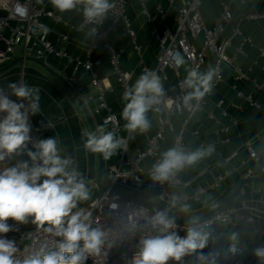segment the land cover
<instances>
[{
    "label": "crops",
    "instance_id": "crops-1",
    "mask_svg": "<svg viewBox=\"0 0 264 264\" xmlns=\"http://www.w3.org/2000/svg\"><path fill=\"white\" fill-rule=\"evenodd\" d=\"M229 1L203 0L201 12L208 28L213 27L222 12V3ZM182 5L181 0H133L126 15L135 32V43L132 37L122 35L120 31L108 34L106 43L120 53V68L131 75L129 84L134 83L145 68L155 70L162 48L156 35L162 36L166 28L176 31L175 18ZM157 7L163 10L162 16L157 13ZM46 8L59 13L50 2ZM231 12L233 20L225 25L220 40L231 37L236 29L239 30V35H235L227 55L234 66L247 74L248 79H235L232 69L224 66L222 81L213 86L205 107L196 111L186 129H183L187 118L186 107L196 100L190 101L182 113L171 115L168 110L172 106L170 96L177 91L178 78L174 71L166 70L167 79L162 82L161 102L147 114L151 127L146 134L139 131L128 133L124 130L123 125L126 122L120 119V113L125 89L111 64L104 42H99L91 50L90 46L96 38L88 30L79 29L83 21L81 13L64 12L61 22L42 20L50 29L49 40L70 56L63 59L49 56V66L63 78L74 77L73 87L98 128L109 115V111H96L99 106L98 91L92 85L91 74L83 67L75 71L78 60L81 63L88 60L94 63L93 71L107 88L104 97L110 113L119 119L120 128L116 134L128 140L127 148L131 155L137 148L146 149L147 137L160 130L159 118H167L171 123L159 144L158 152L161 157L172 148L193 152L212 146L214 150L211 154L176 171L175 182L168 188L169 199L164 206L176 217L188 222L192 218L198 221L207 217L221 207L240 183L248 178L249 170L253 171L256 178H264L261 170L264 167V0L234 1L231 3ZM252 16L257 18L252 19ZM110 22L107 17L103 27L107 28ZM21 28L25 29V26L21 25ZM190 42L198 51L202 47L203 38L199 37L194 41L190 37ZM21 57L23 55L17 53L15 60ZM216 64V56L209 55L201 72L215 68ZM186 72L187 67L181 70V76L184 77ZM11 82H24L40 89L41 113L31 117L33 125L41 129L40 139L57 138L61 154L71 158L72 167L81 174L90 198L97 195L99 190L92 189V185H96L99 158L98 154H93L84 147L86 138L82 137V133L90 128L72 93L58 79L33 62L20 63L0 75V88L7 89ZM248 96L254 99L259 109L247 101ZM210 113L214 114L213 119L210 118ZM109 130L113 129L109 127ZM195 133H198V137ZM179 136L182 137L181 146L177 144ZM248 147L257 153V161L249 159ZM121 150L122 148L118 149L106 160L105 170L108 165L117 163ZM154 164L152 159L144 160L141 163L142 173L137 176L138 186L122 188L118 192L139 200L157 202L159 181H154L149 172ZM123 168L127 169L126 166ZM106 179L105 171L104 183ZM173 197L176 198L175 203ZM184 205L189 206L187 211L183 209ZM231 206L254 216L264 226V183L245 186Z\"/></svg>",
    "mask_w": 264,
    "mask_h": 264
},
{
    "label": "clouds",
    "instance_id": "clouds-1",
    "mask_svg": "<svg viewBox=\"0 0 264 264\" xmlns=\"http://www.w3.org/2000/svg\"><path fill=\"white\" fill-rule=\"evenodd\" d=\"M59 12L79 11L87 24L102 22L115 7L112 0H50ZM22 16L26 11L19 10ZM177 66L185 63L184 58L174 57ZM217 69L206 71L192 69L183 79L182 86L189 90L183 96L185 106L190 101H199L212 92ZM163 85L155 70L145 69L122 93L123 108L120 119L128 133L146 132L151 124L149 111L160 104ZM15 97L16 99H12ZM40 89L24 82H11L7 89L0 88V264H86L90 255H99L106 243V233L92 226L91 212L80 205L89 200L90 193L81 174L72 167L70 157L63 156L55 137L34 139L31 135V117L41 113ZM119 126L116 115H109L95 130H85L84 147L93 154L110 159L123 147V137L118 136L109 125ZM31 145V147H29ZM214 149H197L185 152L172 148L163 153L153 165L151 178L167 181L176 171L195 164L211 154ZM26 156L27 159L14 157ZM173 197V203H175ZM116 207L115 204L112 205ZM188 205L183 209L187 211ZM12 221L13 223H9ZM29 221L55 237V245L49 249L46 243L24 256L16 257L18 248L8 233L19 231L15 225ZM148 223L159 235L140 241L138 253L132 264H167L169 259L180 261L188 253L203 249L208 236L192 218L186 237L177 232L176 221L167 210L157 211ZM47 225V227H45ZM234 250V249H233ZM255 256L264 264V246L255 249Z\"/></svg>",
    "mask_w": 264,
    "mask_h": 264
},
{
    "label": "built area",
    "instance_id": "built-area-1",
    "mask_svg": "<svg viewBox=\"0 0 264 264\" xmlns=\"http://www.w3.org/2000/svg\"><path fill=\"white\" fill-rule=\"evenodd\" d=\"M132 1L112 0L115 7L107 15L111 20L107 28L103 27L107 17L95 25L87 24L83 20L79 26L80 30L86 29L96 38V41L90 46L91 50L97 47L99 42H104L111 58V64L119 75L124 89L130 85L131 75L121 70V55L106 43V38L109 33L120 31L122 35L132 37L133 43H135V32L132 30L130 21L126 15L128 6ZM181 1L183 3L182 8L175 18L177 23L176 31L173 32L169 28H166L162 36L156 35V39L160 40L162 47L157 59L156 73L160 76L161 82L166 81L167 75L165 72L168 69L174 71L178 78L177 91L170 96L172 106L168 110L171 115L182 113L185 110L183 96L186 94L187 89L182 86L181 82L187 72L192 69L202 71L207 57L211 54L217 58V64L214 68L217 69V75L214 77L213 86L222 81L224 66L232 69L235 79H248L247 74L243 73L239 67L234 66L232 60L227 55V50L232 47V41L235 35H239V30L236 29L231 37L220 40L225 25L231 23L233 20L231 3L237 0L222 3V12L215 20L212 28H208L201 12L203 0ZM49 2L50 0H0V67L14 61L17 53H21L25 58L34 57L41 59L45 56L47 58L49 56H55L60 59L70 58L68 53L59 49L49 40L50 29L42 22L43 19H52L57 22L62 21L61 12L58 11L59 13H56L55 11L47 10L46 6ZM18 9L26 11V15L22 16ZM156 10L159 15L162 16L164 14L160 7H157ZM256 18L257 16H252V19ZM21 25H24L25 29H22ZM190 37L194 41L199 39V37L203 38L200 50L197 51L194 48V45L190 42ZM177 55L184 58L185 63L183 65H176L174 57ZM77 64L75 71H78L81 67L85 68L91 74L92 85L98 91L99 106L96 107V111L100 113L101 110H106L109 111V115H112L104 97L107 88L93 71L94 63L90 60L81 63L78 60ZM185 67H187V72L182 77L180 73ZM65 79L72 84L75 80L73 76ZM210 95L211 92L206 94L203 99L186 107L187 118L183 123V129H186L193 114L205 107ZM12 99L15 100L16 98L12 97ZM246 99L250 104L256 105L258 109L260 108L251 96H248ZM107 117L103 119V122ZM210 118H214L213 113H210ZM31 124V135L34 139H40L41 129L33 125L32 119ZM159 124L160 130L155 135L147 137V147L145 150L137 148L131 155L127 148L128 140L123 139V147L119 160L115 164L108 165L105 170L107 178L104 183L105 187H108L110 190L119 191L122 188H136L138 186L137 176L142 173L141 163L146 159H152L156 163L162 158L158 152L159 144L164 139L166 129L171 127V123L167 118H159ZM119 126L109 125L116 133L119 131ZM143 133L146 134V132ZM195 135L198 137V133H195ZM177 144L180 146L183 144L181 136L178 137ZM248 150L250 153L249 159L257 161V153L250 147H248ZM14 159L15 157L10 163H13ZM4 166H10V164L7 162L0 164V167ZM124 166L127 167L126 170H124ZM152 169L153 167L149 172H152ZM261 170L264 172V167ZM247 176L248 178L257 177L252 170L248 171ZM174 182L175 174L167 181H159L158 203L164 205L168 202V188ZM92 189H98L97 185L93 184ZM113 204L116 205L115 208L112 207ZM80 207H83L86 212H91L92 226L98 227L106 233V243L102 246L100 254L88 256L86 261L88 264H132L133 257L139 251L140 241L160 234L157 229H153L148 223L149 219L159 210L129 202L122 199L116 193L112 194L110 191H107L99 196H91ZM9 223L13 222L9 221ZM215 223H236L243 229L264 240V226L262 222L252 215L243 213L234 206L227 208L213 220L197 227L204 232L205 229ZM13 227L14 229L18 227L19 231L14 230L7 235L8 238L14 239L16 242L18 248L16 253L17 258L22 259L27 254L38 249L42 243H46L49 249L55 245V237L30 221L23 225L13 224ZM171 231L177 232L183 238L186 237L187 228L176 224V227L171 229ZM188 257L189 253L183 256L180 261L169 259L167 264H186Z\"/></svg>",
    "mask_w": 264,
    "mask_h": 264
},
{
    "label": "trees",
    "instance_id": "trees-1",
    "mask_svg": "<svg viewBox=\"0 0 264 264\" xmlns=\"http://www.w3.org/2000/svg\"><path fill=\"white\" fill-rule=\"evenodd\" d=\"M17 159L27 157H15L13 164ZM203 233L208 236L205 247L189 253L186 264H260L254 253L256 248L264 246V240L240 225L215 223Z\"/></svg>",
    "mask_w": 264,
    "mask_h": 264
},
{
    "label": "water",
    "instance_id": "water-1",
    "mask_svg": "<svg viewBox=\"0 0 264 264\" xmlns=\"http://www.w3.org/2000/svg\"><path fill=\"white\" fill-rule=\"evenodd\" d=\"M47 60L48 59L46 56L41 58V59L34 58V57H27V58L21 57L19 59L12 61L10 64H8L6 66L0 67V75L7 73L8 71L13 69L15 66H17L20 63L33 62V63L38 64L45 71H47L50 75H52L53 77L58 79L72 93L73 97L76 99V101H77V103H78V105H79V107H80V109L84 115L86 122L88 123L90 130H95L97 128L95 121H94L92 115L90 114V112L87 110L85 103L82 101V99L78 95L77 91L73 87V84L69 83L65 78H63L61 75L56 73L49 66ZM98 158H99V168H98L97 179L95 181V183L99 189L97 196L103 194L104 192L110 191V193H112V194L116 193L122 199L127 200V201L132 202V203H135L137 205L147 206L150 208L157 209L159 211L160 210H167L168 214L172 218L175 219L176 224H179V225L186 227V228L192 226L188 221H184V220H181L178 217H176L164 205H162L158 202L139 200V199H136L135 197L125 195V194H121L118 191L110 190L108 187H105L103 180H104V172H105V167H106L105 166L106 160L103 159L102 155H100V154H98ZM251 183H264V178H247L244 181H242L240 183V185L234 190L231 197L221 207H219L216 211H214L212 214L208 215L207 217H204V218L198 220L196 226L202 225V224H204L210 220H213L217 215L224 212L227 208H229L232 204H234V202L239 197V195L241 194L244 187L247 186L248 184H251Z\"/></svg>",
    "mask_w": 264,
    "mask_h": 264
}]
</instances>
